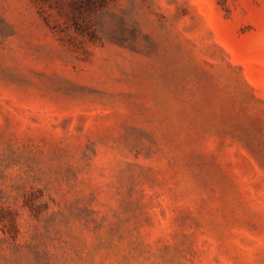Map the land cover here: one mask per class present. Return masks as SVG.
I'll use <instances>...</instances> for the list:
<instances>
[{"label":"rangeland","instance_id":"rangeland-1","mask_svg":"<svg viewBox=\"0 0 264 264\" xmlns=\"http://www.w3.org/2000/svg\"><path fill=\"white\" fill-rule=\"evenodd\" d=\"M0 264H264V0H0Z\"/></svg>","mask_w":264,"mask_h":264}]
</instances>
